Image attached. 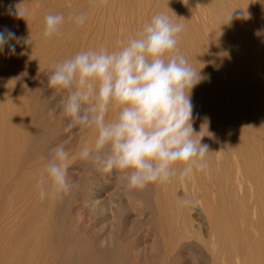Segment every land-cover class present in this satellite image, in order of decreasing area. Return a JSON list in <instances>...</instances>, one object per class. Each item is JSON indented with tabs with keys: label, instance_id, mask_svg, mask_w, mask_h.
I'll use <instances>...</instances> for the list:
<instances>
[{
	"label": "rangeland",
	"instance_id": "1",
	"mask_svg": "<svg viewBox=\"0 0 264 264\" xmlns=\"http://www.w3.org/2000/svg\"><path fill=\"white\" fill-rule=\"evenodd\" d=\"M27 11L26 30L16 36L19 42L11 41L16 45V51L10 54V62L0 67V107L5 113L2 115L8 117H5L7 122L3 120L4 126L0 125V190L9 187L6 195L0 194V199L15 202L11 210L3 211L4 207H0V217L9 216L8 225L3 230L0 228L4 235L0 241V253L5 251L6 260L14 257L16 244L13 238L25 239L22 229L27 224L26 214L40 205L58 203L62 196L52 195L49 188V194L40 199L36 185L42 174L46 176L45 166L53 149L67 141L68 177L72 183V190L67 193L71 204L69 219L78 225L79 230L86 228L91 232L102 229L106 238L109 234L115 238L123 222L129 230L127 241L137 264H213L210 258L212 250H221L215 264H227L228 257L222 253L232 245L238 251L242 250L237 257H231L229 263L264 264V241L253 234L240 237L235 245L231 243L229 247L226 243L220 247L212 244L214 238L210 228L213 225L221 224L223 228L246 225V214L244 217L235 214L234 209L239 207V202L249 214L251 211L248 196L244 197V192L236 182L232 183L230 175L227 176L230 182L227 188L219 189L216 177L220 168L215 150H209L211 152L207 154V158L213 161L210 167L190 175L183 183L173 178L162 186L150 184L142 190L128 189L119 179L120 173H106L102 165L79 158L81 148L91 146L96 133L91 129L80 131L78 128L67 133L68 118L61 116V94L48 87V75L57 63L101 44L111 50L141 30L154 14L164 12L186 26L179 46L204 78L192 89L193 127L197 133L201 131V135L208 136L203 125L205 122L213 125L214 116L226 101L222 103L220 99L222 95L231 96L233 83L264 81V0H107V3L104 0H27ZM82 12L87 15L86 22L77 26L70 17ZM231 12L232 19L227 22ZM48 13H62L65 18L60 34L52 38L43 36L44 16ZM4 50L9 52L7 47ZM4 50L1 56L7 55ZM11 107L21 111L10 113ZM113 115L110 110L108 118ZM88 198L95 200L94 206L90 202L81 204ZM172 199H177L179 206L170 207ZM185 200L190 203L182 204ZM45 211L42 210L37 222L44 221ZM160 225L163 229L172 225L189 235L183 241L192 245L190 252L183 251L182 255L176 256L175 262H164L163 248L167 239L161 233ZM226 230L224 233L228 232Z\"/></svg>",
	"mask_w": 264,
	"mask_h": 264
},
{
	"label": "clouds",
	"instance_id": "2",
	"mask_svg": "<svg viewBox=\"0 0 264 264\" xmlns=\"http://www.w3.org/2000/svg\"><path fill=\"white\" fill-rule=\"evenodd\" d=\"M107 3V0H104ZM13 15L25 18L26 8L16 6ZM70 19L85 24L86 13ZM232 19V12L227 22ZM62 13L44 16L43 36L60 34ZM186 26L164 12L154 14L141 30L118 46L101 44L79 51L54 66L48 87L61 94L65 131L94 130L91 146L79 158L102 165L103 171L120 173L128 189L150 184L166 185L173 178L183 183L190 175L208 168L209 146L193 127L192 89L204 78L180 48ZM19 38L0 31V51L14 54ZM114 115L109 119V111ZM67 141L58 144L37 181L39 198L70 193ZM190 201H182L188 204Z\"/></svg>",
	"mask_w": 264,
	"mask_h": 264
},
{
	"label": "bare ground",
	"instance_id": "3",
	"mask_svg": "<svg viewBox=\"0 0 264 264\" xmlns=\"http://www.w3.org/2000/svg\"><path fill=\"white\" fill-rule=\"evenodd\" d=\"M16 6L27 9V0H0V31L4 29H9L15 32L16 36H19L24 33L23 31L26 30L25 28L27 26V15L25 16V18H21L13 15L12 13L15 11ZM5 47L9 48L7 45ZM1 52L2 51H0V53ZM4 52L6 51L4 50ZM6 54H7L6 56L0 55V67L6 62L7 64L10 62L11 55L8 51L6 52ZM231 89H233L231 96L224 97L222 95L220 100H222V103L225 100L226 101L224 102V104H222L221 110L218 111L214 116L213 125H209V122H205V126L203 125L205 131L203 129L202 130L204 132H207L208 136H204L201 142L207 144L209 146V150H215L217 152L216 162L218 167L220 168V172L218 173V176L216 175L217 176L216 181L219 185V189H221L220 187L227 188V186L230 184L227 176L230 175L232 178L231 180L232 183L234 184L236 182L239 189L244 192V197L246 195L248 196L249 199L248 205L251 207V211L249 214L247 212V209H245L244 205H242V203L239 202V207H235V209L234 208L233 209L235 210V214H239L241 217H244L246 214V221H245L246 225L244 227L243 225H241L243 228L240 225L239 228H235L233 226L232 228L231 227L223 228V225L221 224H219V226L213 225V227L210 228L212 232L211 235L214 238L212 240V244L218 245L219 247L222 246V244L224 243L228 244V247L229 244L231 243H234L235 245V241L237 239H240V237L243 238L248 236L251 237L252 234L254 235L255 238H260L262 239V241H264V81H258L251 84L245 82H235L233 83ZM10 110H11L10 113L11 112L16 113L18 111H21V109L20 108L18 109L17 107H11ZM2 113L4 112L2 111L1 108L0 109L1 127L4 126V125L2 126L3 120L7 122V120H5L6 116L4 117ZM6 118L8 119V117ZM6 122H4V124ZM207 161L209 165L208 167H210L213 161H211V158H207ZM208 174L209 173H207V175ZM211 181L213 182V180ZM211 181L209 182L212 183ZM195 184L196 183H193V185ZM245 184H247L248 187L244 188ZM7 188L9 187L7 186L6 188L0 190V194L2 196L6 195V193L9 191V189ZM90 198L82 200L81 204L87 205V202H90L91 203L90 205L94 206L96 202L95 200H93V198L92 199ZM230 198L233 199L232 197ZM13 202L14 201L11 202L10 200L5 202L0 199V207L1 208L4 207L3 211L5 209L11 210L13 206L12 205ZM224 202H222L223 204L221 203L222 208L225 207L223 206ZM170 204H171L170 207L172 208L175 206H179L177 199L170 200ZM70 205L71 204H70L69 195L63 194L59 198L58 203L52 205L51 203L48 205L43 204L36 207V209L38 208L37 210L34 209L33 211L27 213L26 214L27 224L24 225L22 229L25 239L21 241L20 237L13 238V243L16 244L15 249H13L14 257L11 258L10 260H6V256L4 253L5 251H4L3 253H0V264H137V261L134 258V254H133L134 252L127 241L129 236V230L126 228V225H124L123 222L120 223L119 231L115 238L110 237V234L108 238H106L107 235L102 234V229H97L91 232H88L86 228L79 230L77 228L78 225L75 224L73 220L69 219V211L71 208ZM26 207L28 206L26 205ZM207 207L209 208V204ZM43 209L46 210L45 211L46 215L44 216V218L42 217L44 221L37 222L36 219L41 214ZM213 213H215V211ZM0 218H1L0 228L2 229L6 225H8L9 216L8 217L2 216ZM182 219L183 221L186 220L185 215H183ZM86 221H88V219H86ZM170 222L172 221L170 220ZM225 229H227L226 230L228 231L227 233H224ZM2 230H0V241L4 236L2 234ZM160 231L161 233L163 232V234L166 236L167 239L166 242L164 243L165 246L163 248L164 262L166 263L175 262L176 256L180 255L183 251L190 252L192 245L188 242L184 243L183 241L187 239L189 235L187 236L186 233L179 231L177 228H175L172 225H168L167 229L166 228L163 229V227L160 225ZM104 241H105V245H103ZM205 244L207 245L206 242ZM223 248L226 247H224L223 245ZM241 250L242 249L238 251L233 245L229 248H226L225 252H223L222 255L225 254L224 257L225 258L228 257L227 264H232L229 263L231 261V257H234L237 254H239ZM220 251L217 250L210 251V258L213 264H215L216 260L219 258ZM173 252L177 254H174ZM9 254L10 253H8V255Z\"/></svg>",
	"mask_w": 264,
	"mask_h": 264
}]
</instances>
